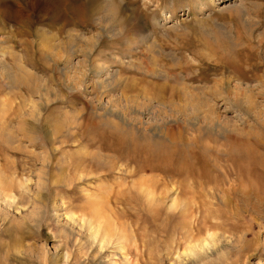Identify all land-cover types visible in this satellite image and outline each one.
Wrapping results in <instances>:
<instances>
[{"label":"rangeland","instance_id":"obj_1","mask_svg":"<svg viewBox=\"0 0 264 264\" xmlns=\"http://www.w3.org/2000/svg\"><path fill=\"white\" fill-rule=\"evenodd\" d=\"M0 264H264V0H0Z\"/></svg>","mask_w":264,"mask_h":264},{"label":"crops","instance_id":"obj_2","mask_svg":"<svg viewBox=\"0 0 264 264\" xmlns=\"http://www.w3.org/2000/svg\"><path fill=\"white\" fill-rule=\"evenodd\" d=\"M13 47V46H12ZM14 49V48H13ZM14 51V57H13V59L15 58L16 60H17V57H22V59H21V63H22V65L24 66V68H26V62L23 60L24 58V56L22 55V52L21 51H19V52H17L15 49L13 50ZM8 62V61H7ZM9 63V62H8ZM13 63L14 64H16V62H15V60H13ZM11 64V63H10ZM27 70H28V68H26Z\"/></svg>","mask_w":264,"mask_h":264},{"label":"bare ground","instance_id":"obj_3","mask_svg":"<svg viewBox=\"0 0 264 264\" xmlns=\"http://www.w3.org/2000/svg\"><path fill=\"white\" fill-rule=\"evenodd\" d=\"M5 7V6H4ZM12 52V51H11ZM10 53V52H9ZM14 53V52H13ZM14 55V54H13ZM10 57H11V55H10ZM19 59V58H18ZM21 59H22V57H21ZM17 67H18V69L20 70V71H22L23 73H24V76H30L28 73H27V71L25 72V70H24V68H23V66H22V64H20V63H17ZM17 69V70H18ZM21 72V73H22ZM20 74V73H19ZM21 75V74H20ZM8 77L10 78V75L8 74ZM9 78H7V79H9ZM13 78V77H12ZM27 80H28V78H26ZM30 79H31V77H30ZM29 83V82H28ZM193 249V248H192ZM194 252H195V250H194Z\"/></svg>","mask_w":264,"mask_h":264}]
</instances>
